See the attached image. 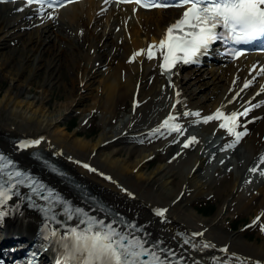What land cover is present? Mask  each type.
Returning a JSON list of instances; mask_svg holds the SVG:
<instances>
[{
    "label": "bare ground",
    "instance_id": "6f19581e",
    "mask_svg": "<svg viewBox=\"0 0 264 264\" xmlns=\"http://www.w3.org/2000/svg\"><path fill=\"white\" fill-rule=\"evenodd\" d=\"M21 6L0 4V75L12 83L11 91L3 96L0 93V146L23 166L45 178L48 174L30 160L34 149L20 147L42 137L38 148L61 165L66 175L143 227L142 237L175 251L189 264H220L221 261L223 264H264V241H243L239 233H229L223 224L235 207V213H263L260 224L264 228V184L248 195L250 191L247 193L240 186L239 176H224L221 172L219 175L223 177L208 181L201 172L203 157L187 151L180 158L189 157L185 161L189 170L184 176H178L171 164H160L153 171L145 172L146 160L169 145H166L163 129L156 135L153 131L174 111L176 100H180L176 111L190 109L200 112L201 117L214 114L218 109L238 111L246 102L259 105L242 119L243 127L239 131H246V135L239 141L254 155L264 149V94L254 98L261 90L256 87L254 91L244 89L238 95L246 79L255 81L260 76L250 70L260 57L249 56L238 65L192 70H187L185 64H178L172 78L168 79L160 67V51L154 49L157 58L148 60L146 50L152 43L160 42L169 24L181 15L179 10L143 12L135 6H117L108 0H88L55 12L54 18H49L51 14H38L33 7ZM20 8L23 11H18ZM12 43L20 45L21 57L15 59L18 49H12ZM80 44L87 45L89 50L84 52ZM140 49H144L145 54L130 62ZM92 50L104 54H91ZM107 58L110 62L106 69L101 59ZM68 62H73L70 70L75 75L71 88L63 83L66 104L51 111L46 100L61 87L63 69ZM42 72L45 73L37 88L46 98L41 104L21 100V92L33 87V79ZM25 73L28 77L23 79ZM138 84V106L133 113ZM84 92L90 93L95 100L87 111L91 114L101 112L103 122L110 126L118 115V108L126 101L131 103V116L118 133L105 131L96 140H90L80 137L78 129L69 132L64 122L74 112L81 111ZM178 92L181 95L175 98ZM200 124L203 134L221 132L216 122ZM228 138L234 140L231 136ZM196 145L198 143L191 147ZM125 150L129 155L127 159L120 156ZM180 151L178 149L177 153ZM84 164L95 171H87ZM47 179L68 197L80 202V196H74L67 183L52 176ZM213 193L224 199L213 217L201 218L188 209L195 199ZM157 209H167L164 222L163 217L156 214ZM3 212L6 213L0 221L3 243L18 239L15 246H23L39 228L47 240L55 239L50 235L51 225L27 210L22 201L3 205ZM73 227L83 229L78 224ZM177 232L185 233L191 245L183 242ZM194 232L203 235L199 239L191 238ZM259 236L264 238V230L261 229ZM206 243L212 246L203 247ZM223 247H228L226 253L221 251ZM42 264L57 263L45 260L44 256Z\"/></svg>",
    "mask_w": 264,
    "mask_h": 264
},
{
    "label": "snow or ice",
    "instance_id": "6c2138e0",
    "mask_svg": "<svg viewBox=\"0 0 264 264\" xmlns=\"http://www.w3.org/2000/svg\"><path fill=\"white\" fill-rule=\"evenodd\" d=\"M0 2H10V0H0ZM24 2L29 7L33 3L38 4L40 6L37 9L38 14L45 7L55 10V8L64 6L63 0H24ZM126 2H131V0H126ZM135 2L142 3L144 7L167 6L157 3L156 0H150V2L135 0ZM179 6L189 7L183 12L180 20L168 27L165 37L159 44L150 45L146 50L148 60L157 58L154 49L160 50L163 61L161 68L166 75L171 73L178 62L185 64L196 62V58L202 54V50L207 51L210 45L218 40L235 45H247L264 39V0H181ZM18 11H23V8ZM49 18L54 17L49 16ZM144 54V49L137 51L133 54L130 62H134L136 57ZM232 54L238 57L244 53L235 51ZM259 75L264 76V66L259 68ZM251 86L252 81L245 82L243 89ZM257 106L259 105L246 102V105L242 106V110L231 111L228 114L218 109L214 114L203 117L197 122L206 124L210 121H221L219 127L235 137V142H239L241 137L246 135V131L237 130L243 127L240 120L242 117H247ZM189 116L199 118L201 113L170 114L161 126L153 131V135L161 133V129H167L168 134L185 135L187 130L178 121ZM39 142L32 143L38 144ZM194 143H198V141L196 137L192 136L182 146L189 148ZM27 146L25 144L20 147ZM5 165L8 167L6 168ZM84 167H88V165L85 164ZM93 171L95 170L93 169ZM251 171L256 172L258 169L253 168ZM260 174L264 175V172ZM25 184L41 199L51 201L54 207H50L48 211H52L53 215H55V208L58 207L67 219H72L75 216L78 223L85 225L83 229L73 227L69 230L68 235L58 237L65 249L66 259L63 264H168L167 257L148 248L141 237L125 232L123 229H117L114 224L105 223L91 216L85 219L83 210L73 208L58 194H54L50 189L40 185L33 177L19 170L2 153H0V218L6 214L2 210V206L11 198V195L15 194L16 188ZM166 212L167 209L156 210V214L160 217H165ZM259 222L258 218L255 223ZM134 228L135 226H133V230ZM50 235L57 237L55 230ZM194 235L203 234L195 233ZM211 246L207 243L203 245L205 248ZM222 251L227 252V249H222ZM149 256H151V260H147ZM220 264L223 262L221 261Z\"/></svg>",
    "mask_w": 264,
    "mask_h": 264
},
{
    "label": "rangeland",
    "instance_id": "374dc122",
    "mask_svg": "<svg viewBox=\"0 0 264 264\" xmlns=\"http://www.w3.org/2000/svg\"><path fill=\"white\" fill-rule=\"evenodd\" d=\"M81 42V41H80ZM85 45L83 46L82 44H80L81 49L84 52H87L89 49V47ZM19 47L20 45L18 44H13V46L11 47L12 49H18L17 53H14V57L15 59L18 57H21V53L19 52ZM67 49V48H66ZM67 52V51H66ZM94 53V50L90 51L91 54ZM68 53H65L64 55H66ZM71 54V53H70ZM104 53H102V51H96L95 55H103ZM72 61V60H71ZM73 62H68V66H65L63 69V80H62V85L61 87H57L53 93L51 95L48 96V99L46 100L47 102V106L48 108L51 109V111H55L61 107H63L64 104H66L65 100H66V87L64 84L67 85L68 88H71V82H72V76L75 75V73L70 70V67L72 66ZM45 72L40 73L39 76H36V78L33 79V87H30L28 90H24L21 92L20 97L21 100H29L31 102L34 103H38L41 104L43 99L46 98V96L43 95L42 90L38 89V85L39 83L42 81L43 76H44ZM24 78L28 77V74H24ZM11 87H12V83H10V80L3 77L2 75H0V93L1 95H5L7 92L11 91ZM78 87V85H77ZM80 87V85H79ZM83 95H85V97L83 98V104H82V108L81 111L79 112H74L73 114H71L70 117L67 118V120H65L64 124L66 126L69 127V132H73L75 129L73 127H77L80 128V125L82 124V120L84 118H87L88 116L92 115L89 111H87L89 106H92L95 103V100H93V98L91 97L90 93H83ZM118 115L116 117V119H114V121H112L111 126L108 125L107 123L105 124L103 122V114L101 112H97L94 111L93 113V117L90 118V122L85 125L82 124V130L79 132V136L80 137H84L90 140H96L103 132L105 131H113L114 134H116V132H118L119 128H121V126L123 124H125L130 116V102L126 101L123 103V106L119 108L118 110ZM127 120V121H126ZM126 121V122H125ZM125 122V123H124ZM73 123H75L73 125ZM112 128V129H111ZM124 147V146H123ZM123 154V155H122ZM120 156L123 158H128V153L126 151H124ZM243 157H242V156ZM245 155V156H244ZM171 157V156H170ZM170 157L165 156L164 160L165 161H169ZM134 158V157H133ZM236 158L239 160V162H241V164L246 160L247 158V152H245V150L241 151L240 153L237 154ZM243 158V159H242ZM163 159V158H161ZM160 164H167L164 162H160L158 160V157L155 159V161H153L152 163L147 164V167L145 169V172L149 173L151 171H153L154 169H156ZM176 164H180V165H176ZM172 165L173 170H175L176 172H178V176H184L185 173L189 170L187 166V163H185L184 160H177L176 162H174ZM176 165V166H174ZM223 170H226V164L220 162V161H211L207 166L205 171L207 172L206 174L208 175V177H210L211 180H216L218 177V171L223 172ZM203 170H201L202 172ZM235 176L238 175L237 172H234ZM233 174V175H234ZM207 178V177H206ZM208 179V178H207ZM209 181V179H208ZM217 183L214 185L215 190L217 189ZM212 197V199L210 201H207V198ZM224 199H220L218 195H216L215 193L210 194L209 196H204L202 198H197L195 199L193 202V204H189L188 205V209L190 211H194L196 212V214L201 217V218H211L215 215V213L217 212V210L220 208V205H222ZM199 201H206V203L209 204V206L216 208V211L214 213L210 212V210H203L200 211L199 206L197 203H199ZM193 206L196 207L195 209L198 210L196 211L195 209H193ZM235 207L232 208L231 210V214H228L224 227L226 229V231H228L229 233L235 234V233H239L240 234V238L243 241H249V242H256L259 238V231L260 228L258 229H254L251 231H247V232H242V226H244L245 224L249 223L254 216L256 215V212L251 211L249 213H244V214H237L234 211ZM201 212V213H199ZM264 240L263 239H259L258 242L262 243Z\"/></svg>",
    "mask_w": 264,
    "mask_h": 264
}]
</instances>
